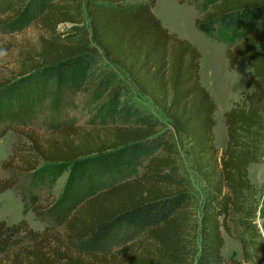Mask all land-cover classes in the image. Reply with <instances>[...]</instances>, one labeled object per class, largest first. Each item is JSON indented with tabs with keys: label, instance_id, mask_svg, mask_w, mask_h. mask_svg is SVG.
Instances as JSON below:
<instances>
[{
	"label": "trees",
	"instance_id": "16d2710c",
	"mask_svg": "<svg viewBox=\"0 0 264 264\" xmlns=\"http://www.w3.org/2000/svg\"><path fill=\"white\" fill-rule=\"evenodd\" d=\"M179 1H198L207 7L196 18L195 26L209 37L226 42L207 26H217L228 37L239 36L241 41L229 44L226 50L230 71L238 62L252 68L247 86L253 92L225 114L226 148L219 154L215 145L217 105L201 83V53L162 24L153 12L156 0L49 3L37 23L46 32L40 38L39 50H25L20 56L19 75L0 82V86L29 76L40 82L69 80L73 86L85 87L103 56L129 78L138 94L162 112L173 132L170 137L156 136L160 122L139 112V126L114 127L104 133L66 125L44 140L25 134L26 142L2 164V168L13 171V177L0 180V193L14 188L21 176L49 177L65 171L70 172L66 189L72 191L88 189L96 175L104 174L112 185L77 204L61 221L48 217L63 232H36L26 220L12 226L0 223V253L11 252L9 249L17 244L14 238L23 237L30 248L12 254L9 264H24L22 256L28 264H93L76 256L74 244L83 251L93 250L123 228L139 230L154 247L153 253L148 250L145 256L130 258L132 264H193L199 226L194 188L183 174L178 141L185 146L191 166L204 184L197 264L223 263L222 228L237 235L245 262L259 261L261 233L254 223L258 192L249 179V166L264 158V0ZM86 20L88 31L82 27ZM62 24L70 25L67 32L59 31ZM246 26L251 31L248 34L244 32ZM65 34L68 38L61 39ZM121 90L117 83L110 95ZM130 101L122 102L120 108L133 111ZM8 131L0 130V140ZM157 148L161 153L148 160L141 176L126 182L112 179L116 165L128 167ZM36 185L25 192L31 204L23 198L24 214L33 211L42 215L48 210L32 192Z\"/></svg>",
	"mask_w": 264,
	"mask_h": 264
},
{
	"label": "rangeland",
	"instance_id": "374dc122",
	"mask_svg": "<svg viewBox=\"0 0 264 264\" xmlns=\"http://www.w3.org/2000/svg\"><path fill=\"white\" fill-rule=\"evenodd\" d=\"M55 1L0 0V82L16 78L15 74L19 75L23 60L20 56L25 50L34 52L39 50L40 38L46 32L37 23L48 4ZM153 10L171 33L190 41L198 48L203 57L200 71L211 84H215L214 90L221 105L227 98L235 99L242 91V96L233 103L235 106L241 103L246 95L253 92V88L247 86V78L252 72L248 64L238 62L233 71L229 70L230 64L226 57V50L229 44L241 41L239 36L234 34L228 37L217 26L205 27L212 31L214 36H221L226 40V42H218L209 37L205 31L196 28V18L207 10L203 3L197 1L196 4L187 2L181 4L179 0H156ZM88 26V20H86L82 27L88 31ZM69 27V24H62L59 26V31L67 32ZM244 32L246 34L251 32L248 26L244 27ZM66 38H68L67 34L61 36L63 40ZM117 83H120L122 90L111 96L110 90ZM126 92H129V95L125 96ZM129 99L131 100L129 105H133V111L121 109L122 102ZM139 112L149 114L160 122L161 126L156 136L165 134L166 137H170V132L173 131L162 112L153 106L148 98L138 94L129 78L110 65L103 56L96 65L91 83L85 87L73 86L69 80L50 83L30 79L29 76L19 77L9 85L0 86V130L9 128L7 134L0 140V180L12 179L13 171L2 168V164L13 157L14 149L18 145L26 142L23 137L25 134L32 133L33 136L36 135L44 140L51 136L53 131L66 125L94 129L104 133L114 127L139 126L140 119L137 115ZM214 117L216 121L215 145L221 154L228 141L225 115ZM177 143H179L183 174L194 188V211L199 227L196 233L197 254L192 260L193 264H197L201 249L204 184L194 172L185 153V146L180 141ZM160 153L161 148H157L138 161L132 162L128 167L116 165L112 179L117 182H126L138 178L142 175L148 160ZM256 164L257 166L251 170L252 180L250 175L249 179L258 192L256 195L258 212L254 223L261 233L258 241L260 243L259 261L245 262L242 245L236 239L237 235L235 236L233 232L228 234L222 228L225 241L222 249L224 258L222 264H232V261L240 264H264V234L262 232L264 230V224L262 225L264 220V158ZM69 177L70 172L65 171L49 177L26 175L16 179L14 188L0 193V223L5 222L8 226H12L26 220L29 227L36 232L51 234H57V231L63 232V228L49 219L50 217L61 221L65 214L70 215L72 210L77 208V204L112 185L110 178H106L104 174L96 175L94 183L88 189L72 191L71 188L66 189ZM32 184H38L32 192L39 196V203L48 206V210L42 215H36L33 211L24 214L23 198L26 197V203L31 204L25 192H30ZM230 224L233 228L232 221ZM22 238L21 240L14 238L17 244L15 246L13 244L9 249L10 253H0V264H9L12 254L20 248L30 250L27 241L23 243ZM64 244H66L65 241ZM73 248L72 251L77 257L93 264H132L130 258L133 256H145L148 250L150 253L154 252V247L146 242L145 235L134 228L121 229L93 250L83 251L77 244H74ZM125 249L130 251L124 255L118 254ZM22 262L28 264V259L22 256Z\"/></svg>",
	"mask_w": 264,
	"mask_h": 264
},
{
	"label": "crops",
	"instance_id": "0c3cea01",
	"mask_svg": "<svg viewBox=\"0 0 264 264\" xmlns=\"http://www.w3.org/2000/svg\"><path fill=\"white\" fill-rule=\"evenodd\" d=\"M155 11V10H153ZM155 13V12H154ZM158 18H160L158 16ZM162 21V20H161ZM168 29V28H167ZM226 61V60H225ZM202 65H203V57L201 59V70H202ZM200 78H201V83L203 84V86H205L208 91L210 92V94L213 96V98L215 99L216 103H217V110L215 112V115H220L221 117H224V115L229 112L232 107L234 106L233 103L237 102L239 100V97L242 96V91L240 92V94L232 100L233 97L227 98L226 101H224V103L221 105L218 99V95L214 90V86L215 84H211L206 78L205 76L202 74V71H200ZM216 136H217V132L215 130ZM222 148V147H220ZM223 152V151H222ZM257 164L253 163L249 166V175H250V179L252 180V168L256 167Z\"/></svg>",
	"mask_w": 264,
	"mask_h": 264
},
{
	"label": "water",
	"instance_id": "95a60500",
	"mask_svg": "<svg viewBox=\"0 0 264 264\" xmlns=\"http://www.w3.org/2000/svg\"><path fill=\"white\" fill-rule=\"evenodd\" d=\"M264 224V220H263V222H262V225ZM262 232H263V234H264V230H262Z\"/></svg>",
	"mask_w": 264,
	"mask_h": 264
}]
</instances>
